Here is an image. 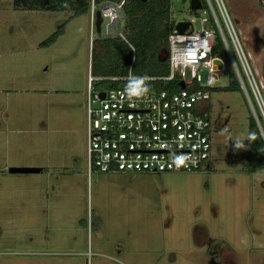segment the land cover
Wrapping results in <instances>:
<instances>
[{
    "label": "rangeland",
    "instance_id": "rangeland-1",
    "mask_svg": "<svg viewBox=\"0 0 264 264\" xmlns=\"http://www.w3.org/2000/svg\"><path fill=\"white\" fill-rule=\"evenodd\" d=\"M222 2L264 91V0ZM198 17L170 0L171 28ZM88 39L87 13L0 0V264H264V167L245 159L243 91L226 74L211 84L208 168L87 175Z\"/></svg>",
    "mask_w": 264,
    "mask_h": 264
},
{
    "label": "built area",
    "instance_id": "built-area-1",
    "mask_svg": "<svg viewBox=\"0 0 264 264\" xmlns=\"http://www.w3.org/2000/svg\"><path fill=\"white\" fill-rule=\"evenodd\" d=\"M124 1H88L89 59L98 40L91 36L95 30V10L101 17L99 32L103 35L99 39L117 38L127 43ZM212 2L204 0L205 7L197 9L199 27L194 29L189 24L182 33H178L174 25L170 29L163 75H133V54L125 76H93L88 66L85 91L87 175L92 172L193 173L204 169L209 162L211 147L207 100L211 84L219 75L226 74L225 58L252 109L253 118L256 121L245 84L264 122L261 85L255 78L222 0ZM210 22L214 28L210 27ZM214 30L224 50L221 55L212 52ZM141 79L143 83H140ZM99 81L118 83L115 87L96 88ZM152 81L161 82L163 87L147 86L146 83ZM126 82L135 84V87L126 88ZM260 135L263 138L261 131Z\"/></svg>",
    "mask_w": 264,
    "mask_h": 264
},
{
    "label": "trees",
    "instance_id": "trees-1",
    "mask_svg": "<svg viewBox=\"0 0 264 264\" xmlns=\"http://www.w3.org/2000/svg\"><path fill=\"white\" fill-rule=\"evenodd\" d=\"M89 0H13L15 7L26 10H69L71 16H77L88 12ZM99 2L101 0H95ZM202 7H205L204 0H199ZM169 3L170 0H125L123 5V13L125 17L124 35L127 43L117 38L98 39L92 51V60L94 61L90 67V72L100 76H125L127 74V67L132 60L131 72L136 76H160L165 73V60H159L157 53L162 49L167 48V36L171 29L172 23L169 21ZM210 27L214 28L210 22ZM61 29L53 32L45 42L48 44L53 42ZM215 33V45L212 49L213 53L222 54L223 47L220 39ZM151 42V49L144 54L138 55L136 46L139 42ZM104 42V43H102ZM133 48V52H131ZM127 51V53H125ZM226 69L225 73L228 76L229 84L225 88L230 90L240 91V87L236 81L234 73L230 67L228 60L225 58ZM94 64V65H93ZM261 80L264 81V67L261 69ZM101 83V84H99ZM118 82L114 81H99L96 83V88H110L115 87ZM133 83H124L126 88H131ZM149 87L161 88V82H148ZM135 87V84L134 86ZM224 88V87H223ZM251 105L256 117L257 124L249 111L247 124V141H246V156L245 159L249 163H255L257 166L264 167V122L258 108L247 91ZM263 105H264V91L260 89ZM259 127V128H258ZM263 138L260 135V131ZM209 162L207 163L208 168ZM250 172L254 168L249 169Z\"/></svg>",
    "mask_w": 264,
    "mask_h": 264
},
{
    "label": "water",
    "instance_id": "water-1",
    "mask_svg": "<svg viewBox=\"0 0 264 264\" xmlns=\"http://www.w3.org/2000/svg\"><path fill=\"white\" fill-rule=\"evenodd\" d=\"M139 1L144 2L145 0H139ZM188 5H189V8L191 10H196V9H199L201 7V3L199 0H188ZM100 20H101V17H100L99 11L95 10V12H94V29H95V32H97V33L99 32V28H100ZM189 24H190V22H188V21H178L174 24V28L176 29V31L178 33H182L189 26ZM157 57L159 60H162V61L165 60L166 50L162 49L161 51H159L157 53ZM100 96H103V93H100ZM248 107L250 109V112L252 113V109L250 108L249 105H248ZM10 172L13 174H40V173H43L44 171L42 169H39V168H13L10 170Z\"/></svg>",
    "mask_w": 264,
    "mask_h": 264
},
{
    "label": "clouds",
    "instance_id": "clouds-1",
    "mask_svg": "<svg viewBox=\"0 0 264 264\" xmlns=\"http://www.w3.org/2000/svg\"><path fill=\"white\" fill-rule=\"evenodd\" d=\"M140 83H143V79H141ZM139 91H146V89H140Z\"/></svg>",
    "mask_w": 264,
    "mask_h": 264
}]
</instances>
